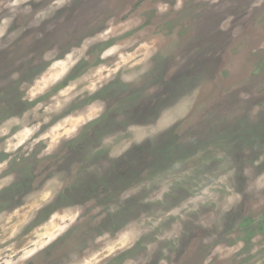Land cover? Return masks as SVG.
Listing matches in <instances>:
<instances>
[{
  "label": "rangeland",
  "instance_id": "374dc122",
  "mask_svg": "<svg viewBox=\"0 0 264 264\" xmlns=\"http://www.w3.org/2000/svg\"><path fill=\"white\" fill-rule=\"evenodd\" d=\"M6 261L264 264V0H0Z\"/></svg>",
  "mask_w": 264,
  "mask_h": 264
},
{
  "label": "clouds",
  "instance_id": "9594fccd",
  "mask_svg": "<svg viewBox=\"0 0 264 264\" xmlns=\"http://www.w3.org/2000/svg\"><path fill=\"white\" fill-rule=\"evenodd\" d=\"M177 7H178V8L180 7L179 3L177 4ZM41 107H42L41 105H37V110H38L39 108H41ZM44 111H45V112H51V111H53V109H51V108H44ZM102 111H103V105L100 104V105L95 109V112H96L97 115H99ZM47 119H48V117H45V121H46ZM39 126H40V125H39V123H38L37 125H35V128L38 129ZM7 150H8V149H6V151H7ZM13 255H15V253H13ZM28 255H31V253H25V255H24V256H21L20 259L23 260V259H25L26 256H28ZM5 264H11V262H10V261H6Z\"/></svg>",
  "mask_w": 264,
  "mask_h": 264
}]
</instances>
